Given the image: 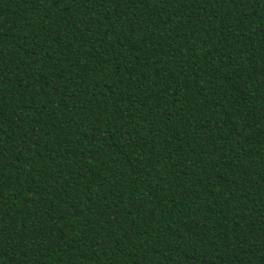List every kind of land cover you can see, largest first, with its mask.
<instances>
[{"label": "trees", "instance_id": "1", "mask_svg": "<svg viewBox=\"0 0 264 264\" xmlns=\"http://www.w3.org/2000/svg\"><path fill=\"white\" fill-rule=\"evenodd\" d=\"M0 264H264V0H0Z\"/></svg>", "mask_w": 264, "mask_h": 264}]
</instances>
